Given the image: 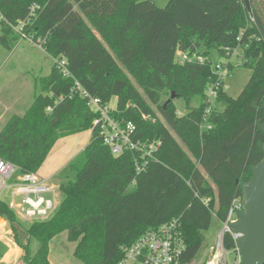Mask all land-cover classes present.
I'll return each instance as SVG.
<instances>
[{
    "label": "trees",
    "instance_id": "obj_1",
    "mask_svg": "<svg viewBox=\"0 0 264 264\" xmlns=\"http://www.w3.org/2000/svg\"><path fill=\"white\" fill-rule=\"evenodd\" d=\"M249 3L250 12L243 0H169L164 8L151 0H0V45L10 50L18 42L12 26L35 7L23 32L53 59L33 104L0 131V158L17 168L12 180L37 174L57 140L91 131L59 173L64 198L51 219L25 228L0 200L22 264H49V244L63 232L83 264H117L123 248L175 218L186 259L197 256L203 233L214 219L225 220L242 196L239 184L263 158L264 41L251 18L264 31V0ZM247 41L244 66L252 76L236 99L220 86L211 128L200 131L210 65L178 64L176 52L210 58ZM60 58L68 77L54 62ZM75 82L103 105L116 98L111 115L135 126L136 141L159 143L143 172H136L137 152L113 156L103 145L92 130L97 115L71 94ZM171 94L184 100L187 114L178 116L173 101L166 103ZM225 245L234 247L229 235ZM6 250L0 243V261Z\"/></svg>",
    "mask_w": 264,
    "mask_h": 264
},
{
    "label": "built area",
    "instance_id": "obj_2",
    "mask_svg": "<svg viewBox=\"0 0 264 264\" xmlns=\"http://www.w3.org/2000/svg\"><path fill=\"white\" fill-rule=\"evenodd\" d=\"M35 7L30 9L29 17L15 26L13 31L18 35L19 40L31 39L23 32V27L29 24ZM253 22V19L251 18ZM239 41V38L236 40ZM250 42L251 40L248 39ZM248 41L244 47L236 46L227 48L221 58L213 60L206 58L198 51L176 52L175 61L178 64L194 63L199 65H210L211 76L209 84L205 90L204 105L205 110L202 115L199 127L203 130L211 128L209 117L216 107V99L220 86L224 87V79L240 66V61L245 59V50L248 48ZM223 58V61L220 59ZM57 69L64 77H68L66 62L64 58L54 61ZM224 89V88H223ZM78 94L80 98L87 101L90 110L97 115L92 122V130H96L104 146L108 147L113 156H120L124 152H137L140 155V162L135 160L136 172H143L148 160L152 158L154 152L159 147L158 142L141 143L135 140L136 128L132 123L117 121L112 117L115 107L110 104L103 105L101 102L91 97L78 82L74 83L71 94ZM48 111L50 109H47ZM180 116V114H177ZM146 120V117L143 116ZM17 168L12 163L0 158V200L7 203L8 208L23 221L33 224L35 222H45L51 219L59 208L57 199L58 188L48 180L40 178L37 174H25L17 176L14 174ZM6 193L9 200L2 198ZM208 201L205 202V204ZM242 211V201L235 199L222 224L221 232L218 234L215 244L205 248L202 246L197 256L191 260L185 257L186 244L182 233V225L178 218L172 219L157 229L147 232L138 238L132 245L122 249L123 257L117 264H241L242 256L235 245L240 234L235 233L229 226L238 220L237 213ZM229 235L234 247L227 248L225 236ZM233 258L230 259V256Z\"/></svg>",
    "mask_w": 264,
    "mask_h": 264
},
{
    "label": "rangeland",
    "instance_id": "obj_3",
    "mask_svg": "<svg viewBox=\"0 0 264 264\" xmlns=\"http://www.w3.org/2000/svg\"><path fill=\"white\" fill-rule=\"evenodd\" d=\"M151 1L158 8H164L169 2V0ZM96 36L99 37L97 34ZM211 58L217 60L221 57L219 54L215 53ZM220 60L223 61V58ZM245 63L246 60L240 61V66L236 67L224 79L223 90L225 94L232 99H236L240 95L252 76L253 71L246 68L244 66ZM52 64L53 59L40 46L28 40H18L10 50L0 45V131L13 115L22 116L33 104L34 99L40 94L38 82L41 78L49 74ZM131 81L133 80L131 79ZM166 99L168 100L169 96H166ZM172 101L176 107V114H180V116L187 114L188 110L185 108L183 99L175 98ZM109 104L114 108L116 105V98H112ZM155 112L160 119L156 109ZM199 129L200 131L203 130L201 127H199ZM90 133L91 131H83L57 140L41 167L43 168L50 163H52V165L58 162L63 163L75 153L82 151L81 149L85 147V143H87L91 136ZM171 135L180 146L184 147L174 132L171 131ZM66 143L68 145L64 146ZM42 168L40 170H42ZM38 175H41L40 171ZM50 178V183L58 188L60 183L59 172ZM5 197L6 193H3L2 198ZM63 198L64 195L58 188L57 199L59 205ZM6 200H9L8 195ZM17 220L25 228L31 225L21 218H17ZM221 229L222 224L214 219L210 228L203 233V245L205 248L215 244ZM0 243L7 249L0 264H22L20 250L13 243L8 224L2 218H0ZM75 246L76 243L68 240L66 232L59 234L49 244L48 263L83 264L73 256ZM232 258L233 255L230 256V259Z\"/></svg>",
    "mask_w": 264,
    "mask_h": 264
},
{
    "label": "water",
    "instance_id": "obj_4",
    "mask_svg": "<svg viewBox=\"0 0 264 264\" xmlns=\"http://www.w3.org/2000/svg\"><path fill=\"white\" fill-rule=\"evenodd\" d=\"M243 3L250 12L249 0H243ZM253 22L264 41L262 27L258 21L253 19ZM175 98L176 95L171 94L166 103ZM261 109L264 110V96ZM258 128L264 135V124L259 125ZM258 145L263 151V158L252 167V177L249 181L239 184L242 192V211L237 213L238 220L229 224L235 233L240 234L235 245L242 256L241 264H264V142Z\"/></svg>",
    "mask_w": 264,
    "mask_h": 264
},
{
    "label": "crops",
    "instance_id": "obj_5",
    "mask_svg": "<svg viewBox=\"0 0 264 264\" xmlns=\"http://www.w3.org/2000/svg\"><path fill=\"white\" fill-rule=\"evenodd\" d=\"M53 65V64H52ZM51 70V69H50ZM14 116V115H13ZM91 135V133H90ZM90 139V138H89ZM89 140L87 141V143H85V146L88 144ZM68 144L66 143L64 146H67ZM83 148V147H81ZM84 149V148H83ZM81 149V150H83ZM81 152V151H80ZM80 152L78 153H75L74 155H72L70 158H68L66 161H64L63 163H56L54 165H52V163L48 164L47 166H44L42 168V170L39 169V171L41 172V175H38V172H37V175L42 178V179H45V180H48L50 182L51 180V176H54L57 172L60 173V171L67 166V164L72 160V157L75 158ZM75 156V157H74Z\"/></svg>",
    "mask_w": 264,
    "mask_h": 264
}]
</instances>
